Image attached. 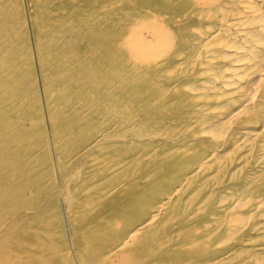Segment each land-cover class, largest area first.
Here are the masks:
<instances>
[{
  "label": "bare ground",
  "instance_id": "obj_1",
  "mask_svg": "<svg viewBox=\"0 0 264 264\" xmlns=\"http://www.w3.org/2000/svg\"><path fill=\"white\" fill-rule=\"evenodd\" d=\"M189 1L195 10L174 21L176 33L147 14L30 16L44 113L59 150L69 157L75 139L87 140L101 123V139L129 140L150 156L146 163L138 154L131 169L145 165L151 178L142 209L131 199L136 185L127 183L117 194L125 204L114 199L110 224L80 229L91 234L78 241L81 264H264V0ZM19 22L0 2V233L7 216L45 197L30 174L37 168L25 161L30 147L23 141L32 138L22 126L20 60L30 72L31 58L15 40ZM173 73L181 79H167ZM99 117L104 121L92 125ZM105 121L113 122L108 132L101 130ZM107 154L100 151L87 178L80 177L83 161L69 170L71 157L61 166L66 199L77 200L75 221L97 218L95 206L109 208L107 192L121 187L115 177L107 192L96 188L117 163L118 153ZM118 208L125 220L114 229ZM103 233L109 235L102 240ZM7 242L0 239V264H16Z\"/></svg>",
  "mask_w": 264,
  "mask_h": 264
},
{
  "label": "rangeland",
  "instance_id": "obj_2",
  "mask_svg": "<svg viewBox=\"0 0 264 264\" xmlns=\"http://www.w3.org/2000/svg\"><path fill=\"white\" fill-rule=\"evenodd\" d=\"M0 2L2 8L11 13L13 18L16 20H22V23H15V40H17V43L23 42L29 47V52L27 54H30L31 58L30 72L27 71L26 65L24 66L23 64L24 56L20 60V68H22V87L24 93H26L24 100L21 103V107H24L27 113V117H25L22 121V126L27 129L28 132H31L32 139L23 141V144L30 147L29 154L26 156L25 161L28 162L30 166H35L37 168V174L36 171L34 173H30L31 177L33 179H38V186L43 189V196H45L44 199L39 203H36L34 207L25 208L16 212V214H10L7 216L1 225L4 233H0V239L4 236L6 241H8L7 243L9 244L6 245V249L10 251L12 258L16 260V264H81L78 241L80 238H85L91 234H81L80 229L86 226L87 228H91V232L97 229L96 227L99 223L102 222V224H107V219L115 213V206H112L114 199L121 200L122 204H120V206L125 204L124 198H119L117 194L120 189L125 188L127 183L136 185V188L129 189L130 192L136 190L132 193L135 198L131 197V199H135L133 204L136 210L142 209V204L145 200L143 194L144 189L148 184H150L144 173V171H146V167L145 165L142 166V168L137 172L131 171V169L135 159L138 158V154H140V156H145V150L143 146L131 143L129 140L119 141L116 139H101V123L97 124V122L99 123L101 120V122H103L104 120L102 117H99L96 121L91 122L93 123L92 125L97 124L96 126H99L96 129L97 131L95 130L92 132L89 138L85 140L86 142L81 139V135L75 139L76 145L73 149H71V151L69 150V152H71L69 157V153L66 155L63 150H59L55 139L50 137L54 126L48 123L44 113V98L41 90V84L43 81L41 78L42 70L39 66L37 67L36 57L32 54L35 28L34 21L30 18V16H34L37 12H56L59 14L79 13L93 16L106 14L111 15L112 18L116 20L119 14H129L132 18H135V16L137 17L139 14H147L150 16H159L162 22L173 29L176 33L178 26L174 21L178 19H184L186 21L188 18H191V15L195 10V6L193 7L189 0H0ZM129 21L130 18L127 19L125 23H128ZM185 21H183L181 26L185 24ZM190 21L191 25L194 23L196 24L197 22L194 18ZM183 27V29L179 30L180 33L184 31L185 35L186 25ZM192 34L194 35V33ZM178 47L185 50V46L182 45L180 41L178 43ZM172 56L173 55L170 57ZM181 77L182 75L179 78L176 73H173V75L167 79H172L173 81L177 78L181 79ZM136 96H139V94L132 97L135 98ZM168 96H174V91H169ZM134 105L137 106L136 103H134ZM38 117L40 118L39 123L35 121ZM28 119L34 120V122H30ZM105 123L101 130L108 132L110 125L113 122L105 121ZM97 137L98 140L101 141L100 144L92 150L83 151V149L86 148V144L93 141L95 138L97 139ZM132 147H134L133 150H128ZM101 150L108 153L107 155L112 156L117 155L118 153V159L111 172H105L102 180L100 179V182L96 181V188H102L101 193L107 192L108 190L105 189L107 187L106 185H108L109 180L115 177L118 179L116 184H121V187L115 188L110 191V193L107 192L106 197L108 198L104 200V202L111 204L109 208L104 207L103 205L98 207L94 205L97 208H94L96 209V212L100 211L97 218L93 216L84 221H75L71 208L77 200L75 198L71 203L72 205H69L66 199L65 195L67 186L65 184L66 180L62 177L63 174L61 173V166L65 161H67V159L69 160L71 157H74L77 152L80 151V155L73 158V163H70L71 166L68 168L70 170L75 166L77 167V165L83 161L84 165L81 168L80 177L82 179L87 178L91 174L95 173L93 164L98 163L97 155ZM83 154L87 156L80 157ZM147 156L148 158L150 157L149 155ZM148 158L145 156L146 163L150 162L148 161ZM78 159L80 161H78ZM124 162L127 164L124 165ZM27 171L28 170H26L25 176L28 173ZM128 171H131V173L129 174ZM35 175L39 176L36 177ZM26 181L29 180L27 179ZM73 185L74 184H71L67 189L73 190ZM28 194L32 195V193ZM115 203L117 202L115 201ZM117 210L119 215L115 217L113 223L111 224L114 229L121 227L123 221L125 220V218H123L124 216L121 215V213H123L121 208H118ZM13 224L15 228H12V233H9L11 231L6 232ZM4 234H6V236ZM108 235L109 234L107 233H103V236L100 237L103 240L106 239ZM144 256L145 254H140L142 260L145 259Z\"/></svg>",
  "mask_w": 264,
  "mask_h": 264
}]
</instances>
